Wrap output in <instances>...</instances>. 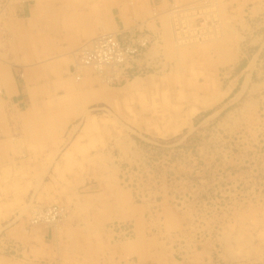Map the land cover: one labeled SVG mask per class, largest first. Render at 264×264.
Listing matches in <instances>:
<instances>
[{
  "label": "rangeland",
  "instance_id": "obj_1",
  "mask_svg": "<svg viewBox=\"0 0 264 264\" xmlns=\"http://www.w3.org/2000/svg\"><path fill=\"white\" fill-rule=\"evenodd\" d=\"M254 2L219 0L221 17L227 21L235 7L241 16ZM238 20L216 41L175 50L172 40L165 39L159 45L164 44L163 50L141 57V62L152 61L143 64L147 75L135 78L139 86L133 87L130 80L108 87L121 97L87 103L94 109L69 124L77 127L64 128L60 141L69 136L80 142L67 162L60 155L65 146L59 142L48 144V152L40 158L39 145L31 159L22 143L20 151L0 160V175L4 174L0 176V264H123V260L127 264L128 257L140 263L144 257L137 251L119 249L131 238L116 241L107 236L105 228L111 221H133L132 237L150 245L146 252L163 251L170 264L182 259H197L198 264H264V26L249 19L247 28L243 15ZM145 24L137 28L151 30ZM126 32L131 31L118 34ZM129 66L134 72H125V78L140 75L136 58ZM49 81L28 82L37 87ZM62 90L52 88V94L62 98ZM54 95L36 91L32 99L55 102L50 101ZM151 109L162 120L154 122ZM166 126L172 129L170 134L152 133ZM53 149L54 158L53 152L49 154ZM83 177L91 186L77 189L76 180ZM71 183L78 200L62 190L50 192ZM41 184L45 186L38 193ZM53 202H68L70 213L60 225L22 229L29 206ZM166 203L175 217L162 208ZM132 205L142 208L138 215H113ZM153 215L158 223L151 221ZM15 216L18 219L10 224ZM13 229L18 231L15 235ZM152 251L148 261L155 264Z\"/></svg>",
  "mask_w": 264,
  "mask_h": 264
},
{
  "label": "bare ground",
  "instance_id": "obj_2",
  "mask_svg": "<svg viewBox=\"0 0 264 264\" xmlns=\"http://www.w3.org/2000/svg\"><path fill=\"white\" fill-rule=\"evenodd\" d=\"M82 1H84V6H85L86 0H66V1L60 0L59 6H57V8H60V9L69 8V7H71L72 3L77 4V2L81 3ZM98 1L99 0H93L94 4L91 6V8L94 10V12H97L98 9H100L99 7H102L103 4H105L104 0H101V4H99ZM127 1L132 2L134 4L135 15L137 18H139L141 20L140 25L146 23V24L150 25V27H151V30L145 29V28H143L144 30H140L138 28H133V27L129 28V29H125V30H130L131 32H133V30H134V32H140V34L145 36L144 38H141L142 39L141 42H142V44H144L143 48L139 51L138 54H135L130 59H127L125 61L126 65L129 66V64H131L132 60H134L136 58V64H138V66H139V68H138L139 73L141 71L140 75H135L134 77L125 78L126 77L125 73L120 72L118 67H116V65H118L117 63H115V62L107 63L103 59L102 56H100L98 60L88 61L87 56L93 50L94 45H95V40L102 38V36H104L106 34L116 36L118 33H120V31L117 29H114L116 31L108 30L107 27L104 25V22L101 20H100L101 22H99L102 25V31L100 33L89 37L88 39L83 41L75 49L74 48H73V50L70 49L71 50L70 55H69L70 56V64H69L70 69L69 70L67 69V73H66L67 76L66 77H62L61 76L62 74H61L60 75L61 78H56L54 80L52 78L51 79L45 78L49 75V73L60 72L61 66H62L61 63L43 64L41 67H39L37 69L34 68L30 72L29 77L27 78L28 81L33 79V78L40 80V78L43 77L41 80H44V81L50 80V81H53V83H51L49 81V84L38 85L37 87L29 85V94H30L31 99H32V97H34L36 91H38L40 95H45V94L54 95V94H52V88H53V90L56 88H62L64 90V93H63L64 95L63 96L61 95L62 98L55 96V95L50 96V101H55V102H45L42 99V98H44L43 96L40 97L42 99L40 102H36L34 98L31 100V102L33 101V103H32V108L30 110V113H28V117L26 118V119H28V120H26V123H25L26 124L25 125L26 126V132H25V135L19 139L20 145H22V143H25L27 145V149L26 148L24 149L27 152V159L28 158L31 159V158L35 157L39 145L41 146V149H42L40 156H38L40 158L43 155V152L46 153L48 144H56V142L62 143V145L65 146V148H63V150L60 154V155L64 156V158H62V160L64 159V161L67 162L69 159H71V156H70L71 153L74 152L75 148L79 147L80 142L75 141L76 138L69 140L68 139L69 136L67 137V139L64 138L65 140L60 141V137H61L62 131H64V128H67L68 126H70V128L71 127L75 128L78 125V124L69 125L71 123V122L67 123L69 118H75L76 119V117H78L79 115L84 116V114H86L87 111H92V109H94V108H90V106H92L93 104L86 106L87 103H93V102L95 103V102H98L101 100L102 101H105V100L112 101L113 99H119L121 97L117 93L112 92V90H110L108 87L125 85V84L129 83L130 80L132 81V82H130V85H132L133 87L139 86L140 84L138 81H135V78L140 77L143 74L147 75L148 72L146 73L145 69H144V67L146 65H143V64L148 65V62L152 61L149 59L147 61L145 60V62H141L140 61L141 57L142 58L148 57L149 52H151L150 54H152L154 52H158L161 49L163 50V48H161V47H163L164 44H162V46H159V45H161L162 41L164 43L165 39L167 41L172 40L173 46H175L174 47L175 50H180V48H183L186 46L196 47L198 45H201L202 43L216 41V40L220 39V37H223L224 33L226 31H229L231 29V27H234V21L238 20L242 15H243V18L245 19V24H246L247 28L250 26L249 19H251L250 23H252V24H256V25L263 24V26H264V0H262V1L261 0H255V2L251 4V6L243 9V11L246 9V12L244 11L245 14L243 13L241 16H239V12L236 10V7H235L233 9V11L230 12V15L228 16L229 18L227 19V21L221 17L220 10H219V0H192V1L191 0H186V1L177 0V2H176V0H173V1L164 0V1H162L161 4H158V5H156L157 3L156 4L151 3L152 6H150L148 4L147 0H127ZM47 2H50V3L54 2L55 3V0H48ZM10 4H11V0H0V20L6 18L7 13H9L8 7L10 6ZM12 4H13V2H12ZM44 7L48 8V9H56V6H53V4H51L50 6H47V7L44 5ZM88 15H89V12H88ZM82 16L83 15H81V17ZM253 16L254 17L261 16L262 19H260L258 21H253V18H254ZM42 18L43 17H41V19ZM84 19H86V18H84ZM97 21H99V20L97 19ZM112 23H114V22H112ZM227 23L230 24V25H228V28L226 25ZM100 24H99V26H100ZM0 26H1V24H0ZM90 30L92 31V28L89 27V32H90ZM146 31H148V32H146ZM248 31H249V29H248ZM17 36H18L19 42L18 43H12V45H11L12 50H14V53L16 51H21V52H24L26 57L40 59V58L44 57L46 55V53L51 52L53 50V48H49L48 46L46 47L44 45H40L39 36L36 34V32H24V31L20 30V32L17 34ZM9 38H8L7 30L5 28L0 30V51H3V50L5 51L7 49V43L9 42V40H8ZM57 41H59V40L57 39ZM9 46L10 45H8V47ZM58 47H60V46H58ZM200 48H201V46H200ZM184 50H186V49H184ZM194 51H196V49ZM178 53L183 54L185 52L181 51ZM64 54H65V52H64ZM155 55H157V54H155ZM3 56L4 55H2V57ZM5 56H6V54H5ZM5 56L3 58H5ZM1 59L2 58L0 56V61H1ZM12 61L13 60H11V62ZM163 64H164V61H163ZM161 67H164V65H162ZM24 73H22V74H24ZM22 77H24V76H22ZM48 87H50V88L47 90ZM107 101H105V102H107ZM110 104H112V102ZM53 106L57 107L58 111L55 112L52 109H49V110L43 109L45 107H53ZM59 109H60V111H59ZM158 113L159 112L156 111L155 109H151V117H152V120L154 122H158L159 120H162V119H160L161 115ZM90 117H91V115H90ZM117 121H119L118 118H117ZM173 122H175V121H173ZM150 123H152V122H150ZM73 129H72V131H73ZM66 132H68V131H66ZM71 132H70V134H71ZM171 132H172V129L170 127H167V126L163 130L159 129V130H153L152 131V133H157L159 135L170 134ZM66 136H67V134H66ZM58 137H59V141H58ZM8 139L11 140V138H8ZM20 145H18V146H20ZM6 146L7 145L0 143V160L5 159L7 157V155L4 152V151H6ZM13 148H14V145H13ZM105 148H107V147H105ZM15 149H16V147H15ZM9 150H10V148H9ZM58 151H61L59 146H58ZM98 151H99V149H98ZM10 152H12V151L10 150ZM22 152H24V151L22 150ZM52 152L54 153V155L52 154ZM105 152L106 151H102V155H104ZM133 152H135V150ZM50 153L52 154L51 157L54 158L55 154H57V151H54V149H53V150L49 151V154ZM91 153H92V151H91ZM106 154H107V152H106ZM111 155H112V153H111ZM106 157L109 158L108 155H106ZM72 158H74V157H72ZM49 162H51V161H49ZM49 162H46V163L50 164ZM51 163H53V162H51ZM61 163H62V161H61ZM63 164H64V162H63ZM3 165H4V163H3ZM64 165H66V164H64ZM46 166L47 165H45V167ZM56 166H57L56 169H58V170L61 168L59 164H57ZM10 167H11V164H10ZM13 167H11V168H13ZM50 167H51V165H50ZM44 168H43V172L47 169V168H45V169ZM0 170H3V168ZM5 170L6 169H4V171ZM7 171H9V173H10V170H7ZM2 172H1V174L4 175ZM134 173H136V172H134ZM2 175H0V176H2ZM55 176H56V174H55ZM81 180H82V178H78L76 181H81ZM35 181L39 183L38 180H35ZM88 182H86L82 185L81 190L88 189V187L90 186V184H88ZM51 183L52 182H50V184ZM34 184H36V183H34ZM43 184L39 185V188L37 190L38 193H39V191L40 192L42 191V188L45 185H46V187L50 186L49 183L48 184L45 183V185H43ZM123 184H125V182ZM37 185L38 184H36V187H37ZM73 185L74 184H72V183L70 185H68V184L62 185L61 184V186L59 188L50 189L51 190L50 192H54L56 190H59V191L62 190L63 192H66L68 195H71L73 199L78 200L76 198V195L74 194L75 193L74 191L76 189L74 188ZM76 185H77V182H76L75 186ZM129 186H130V184H129ZM79 188L80 187H78L77 189H79ZM50 192H48V193H50ZM130 192H131V196H132L133 191L130 190ZM99 193H101V191L98 192L97 194H99ZM141 195H140V197H141ZM148 199H149V197H148ZM74 202L75 201H73V203ZM66 203H68V202H66ZM66 203L65 202H61V203L60 202H53V203L46 204L43 206L42 205H35V204L29 206L31 203H27L26 205L29 206L28 209L30 208L29 209L30 215L28 216V220L27 219L25 220V223L23 224L22 229L25 230L28 228V229L33 230L34 228L42 229L44 227L47 228L51 225H55V227L58 224L60 225L67 218V216L70 213L69 207H67L68 204L66 205ZM76 204L78 205L79 202H77ZM162 204H163V202H162ZM147 206H148V204H147ZM163 206L164 207H162V208L166 209L164 211H166L169 215L174 216L173 211L169 209L170 207L169 208L167 207L168 206L167 203H166V206L165 205H163ZM141 210H142L141 207L132 205V207L130 209L125 210L124 212L116 211L115 213H113V215H115L116 217H120V218L128 216V215H134L135 213H137V215H138ZM161 213H162V211H161ZM152 214H153V212H152ZM109 215H111V214H107V216H109ZM151 217H152L151 221L156 222L157 217L155 215H153ZM17 219H18V216H15V218L12 219V221H9L10 224L16 222ZM111 219H112V217H111ZM140 219H141V217H140ZM162 221H164V220H162ZM132 222H129V221H124V222L123 221L122 222L111 221V223H109L105 228L107 236L108 235H109V237L111 236V238L115 239L116 241L122 240V239H127V241H128V239L131 238L132 240L130 243L118 245L120 247L119 249L120 250L124 249L125 251L127 250L129 252V254H135L137 251L138 255L141 254L144 257L140 260L141 262L148 261V258L150 256V252L153 250L152 252L155 254L154 257L156 259H155V261L153 259L152 260L155 262V264H170V261L169 262L166 261V259H168V257L166 258V255L163 254V251H154L156 249L150 248L148 250L149 252L148 251L146 252V250H147L146 246H150V245L149 244H143V241H141V240H137V239L135 240V236L132 237L133 235H135L134 234L135 233V224H133ZM178 222H179V220H178ZM156 223H158V220ZM165 224H166V222H165ZM61 227H63V226H61ZM12 231H13L12 232L13 235H15L14 234L15 232H18L16 229H13ZM169 236H170V234H169ZM27 238H30V235L27 234ZM33 239H34V237H33ZM37 241H38V239H37ZM150 241L153 245H155L156 240L151 239ZM116 244H118V243H116ZM243 244H245V242ZM237 245L239 246V244H237ZM185 249H187V248L185 247ZM184 252H186V251H184ZM186 255H188V253H186ZM205 255H206V253H205ZM187 257H189V256H187ZM124 258L125 257L123 256L122 259H124ZM149 259H151V258H149ZM136 260H138V258ZM123 261L126 262V260H123ZM188 261H189V259H188ZM188 261L182 259L181 261H179L177 263L178 264H187V263L198 264L195 261H193V262L192 261L188 262ZM109 262H110V260H109ZM125 262L123 264H126ZM127 262H128L127 264H139V261L138 262L134 261L133 257H131V258L128 257Z\"/></svg>",
  "mask_w": 264,
  "mask_h": 264
},
{
  "label": "crops",
  "instance_id": "obj_3",
  "mask_svg": "<svg viewBox=\"0 0 264 264\" xmlns=\"http://www.w3.org/2000/svg\"><path fill=\"white\" fill-rule=\"evenodd\" d=\"M47 1L48 0H11V4L8 7V17L6 16L5 19L0 20V27H2V29L5 28L8 33V38L10 37L8 39L9 42L7 43V51H0V56L2 58L0 61V143L7 145L6 151H4L7 156L13 151L19 149V139L23 137L26 132L25 123L26 120H28L26 118L32 108L29 94V82L27 78L34 68L37 69L43 64L61 63L62 66L60 72L49 73L45 78H52L54 80L56 78H61V76L66 77L67 69H70L69 55L71 50L78 47L89 37L100 33L102 31V25L99 22L103 21L108 30L116 31L114 29H117L120 32L132 27L137 28L141 23V20L135 15L134 4L127 0H104L105 4H103L102 7H99L101 10L98 9L97 12H94L91 8L94 4L93 0H86L85 6L84 1L81 3L77 2V4L72 3L71 7L65 9L57 8L60 0H55V3ZM162 1L164 0H147L149 5L156 3V5H158L161 4ZM98 2L101 4V0ZM51 4L56 6V9H48L44 7V5L47 7ZM81 15L83 16L81 17ZM41 17H43V20ZM97 19L99 21H97ZM145 26L148 25L145 24ZM89 27L92 28V31L90 30V32ZM144 28L147 29V27ZM20 30L24 32H36L39 36L40 45L48 46L49 48H53V50L46 53V55L40 59L26 57L24 52L21 51H16L14 53L11 45L12 43L19 42L17 34ZM57 39L59 41H57ZM250 39H252V36ZM8 45L10 46L8 47ZM2 55H4L5 58H3L4 56L2 57ZM10 59L13 60V63ZM42 78H40V80ZM43 109H52L55 112L58 111L55 106L45 107ZM74 119L75 118H69L67 123H70ZM8 138H11V140ZM9 148L12 152H10ZM88 181H90L88 178L83 177L81 181H77V188L81 187ZM145 208H148V206ZM136 261L138 262V260ZM142 263L152 264L150 261L141 262L139 264Z\"/></svg>",
  "mask_w": 264,
  "mask_h": 264
},
{
  "label": "built area",
  "instance_id": "obj_4",
  "mask_svg": "<svg viewBox=\"0 0 264 264\" xmlns=\"http://www.w3.org/2000/svg\"><path fill=\"white\" fill-rule=\"evenodd\" d=\"M122 35L112 36L106 34L102 38L95 40L94 48L87 56L88 61L98 60L102 56L107 63H117L116 67H118L120 72L129 71V74L132 75L134 71H132L130 66L126 65L125 61L139 53L144 45L141 42V38L145 36L140 34V32H126Z\"/></svg>",
  "mask_w": 264,
  "mask_h": 264
}]
</instances>
